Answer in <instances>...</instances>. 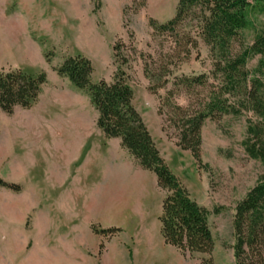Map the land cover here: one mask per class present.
Segmentation results:
<instances>
[{"label":"rangeland","instance_id":"obj_1","mask_svg":"<svg viewBox=\"0 0 264 264\" xmlns=\"http://www.w3.org/2000/svg\"><path fill=\"white\" fill-rule=\"evenodd\" d=\"M178 1L147 0L134 13L126 9L131 0H0V70L45 72L47 79L31 110L0 111V180L20 187L15 191L0 185V264H34L36 256L31 253H46L41 255L46 264H93L78 249L93 246L92 226L96 231L121 227L113 206L130 205L133 214L142 206L149 225L161 237L166 192L157 186L156 175L131 155L106 153L98 112L88 92H77L56 71L65 58L79 54L91 60L93 82L112 81L119 67L115 44L128 59L122 68L134 90V106L161 155L191 197L211 211L213 252L183 254L185 260L172 264L235 263V207L264 174V167L248 156L242 144L251 113L205 119L201 163L177 145L178 132L166 103L199 108L219 84L211 76L213 65L206 44L199 40V48L185 58L183 48L176 47V34L155 32L149 25L150 18L160 23L173 18ZM248 17L250 25L242 37L245 44L252 43L264 27V12L250 11ZM195 24L188 20L181 33L195 30ZM234 47L239 48L238 44ZM258 60V56L251 59L248 69L254 70ZM202 74L209 77L205 86L178 82ZM164 80L168 81L164 87L150 90L152 83ZM39 123L52 125L42 130ZM18 163L23 168L14 174ZM71 171L76 175L70 190L63 189L61 179ZM36 201L48 202L40 210L30 209ZM217 207H221L218 214L214 212ZM106 237L102 235L100 249ZM158 254L132 253L130 264Z\"/></svg>","mask_w":264,"mask_h":264},{"label":"trees","instance_id":"obj_2","mask_svg":"<svg viewBox=\"0 0 264 264\" xmlns=\"http://www.w3.org/2000/svg\"><path fill=\"white\" fill-rule=\"evenodd\" d=\"M134 13L147 4V0H131ZM264 12V0L254 4L250 0H179L173 18L160 23L154 18L149 25L155 32L176 34V47H182L185 58L199 48L201 40L209 48L213 69L211 76L219 81L210 92L209 100L199 108L189 109L176 102H167L172 125L178 132L177 145L191 152L201 163V129L205 119H219L224 114L247 119L246 137L242 144L250 158L264 167V27L250 44L242 40L250 25V11ZM188 20H195V30L180 31ZM234 44L239 48L235 49ZM119 67L112 81L100 79L93 82L94 67L82 55L69 56L57 67V73L67 78L74 87L86 90L90 102L98 112L97 126L106 138H119L121 146L146 170L153 172L157 186L166 192L162 205L161 232L166 244L179 249L182 254L207 253L214 250L215 241L209 217L211 211L193 199L180 178L161 155L142 115L134 106V90L122 68L128 59L118 44L113 47ZM259 57L254 70L248 62ZM146 74L149 71L146 69ZM150 76V75H149ZM206 74L183 77L178 82L187 87L205 86ZM46 73L31 75L20 69L0 70V111L12 114L16 107L31 108L39 99ZM168 81L152 83L156 92ZM161 111V110H160ZM0 185L19 191V185L0 180ZM221 207L215 209L219 213ZM93 231L96 229L92 226ZM235 244L233 264H264V174L246 195L237 202L233 218ZM118 228H102V235H113Z\"/></svg>","mask_w":264,"mask_h":264},{"label":"crops","instance_id":"obj_3","mask_svg":"<svg viewBox=\"0 0 264 264\" xmlns=\"http://www.w3.org/2000/svg\"><path fill=\"white\" fill-rule=\"evenodd\" d=\"M75 89H77V92L79 93L84 92L83 90L76 87ZM32 107L29 109L16 107L15 110H17V108H21L25 110V112H28L32 109ZM51 125L52 124L50 123H39L38 126L42 130H47V127L51 128ZM104 140L103 146L107 154L113 156L116 153L120 154L123 152L125 156L130 158L128 151L122 148L119 138L105 137ZM112 142L116 143L115 147L111 146ZM74 163L75 162H73V164ZM22 168L23 165L18 163L16 167H14V171H16L14 174H17L18 171L22 170ZM75 175L76 171L66 173L64 178L61 179V187L66 190H70L69 187H71L70 184L72 183V179L75 178ZM15 178H17V176L15 177L14 175V179ZM77 178L78 177H76V179ZM43 202L47 203L48 201H36L35 204L29 206V208L40 210L43 207ZM66 206H68V204ZM112 209L114 211L113 215L115 220H117L116 224L121 225V227L114 226L118 228V231L115 234L106 237L107 239H105V245L103 249H100L102 234L92 232L96 236L93 246L91 248L82 246V249H78L79 253H81L80 255L85 257L84 260L91 258L94 260L93 264H130V256L132 253H159L157 256H147L145 260L136 259V264H172V261L177 263L185 260L182 252L179 249L165 243L162 232L161 237L157 236V231H154V229L151 228L149 225V219L144 216L145 210H142V206L136 211L135 214L132 213V208L130 205L113 206ZM142 211H144V213ZM89 225L91 229L92 222H90ZM133 235L137 238L135 239ZM131 246L134 248V250L131 249ZM31 254L36 256V262H34V264H46L44 259L45 256H41L45 255L46 253ZM127 254L129 255V258Z\"/></svg>","mask_w":264,"mask_h":264}]
</instances>
